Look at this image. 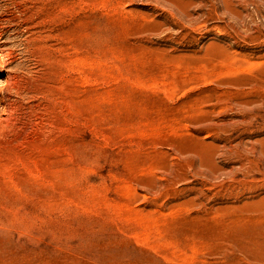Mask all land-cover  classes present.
I'll return each mask as SVG.
<instances>
[{
  "label": "rangeland",
  "instance_id": "1",
  "mask_svg": "<svg viewBox=\"0 0 264 264\" xmlns=\"http://www.w3.org/2000/svg\"><path fill=\"white\" fill-rule=\"evenodd\" d=\"M0 24V264H264V0H0Z\"/></svg>",
  "mask_w": 264,
  "mask_h": 264
},
{
  "label": "bare ground",
  "instance_id": "2",
  "mask_svg": "<svg viewBox=\"0 0 264 264\" xmlns=\"http://www.w3.org/2000/svg\"><path fill=\"white\" fill-rule=\"evenodd\" d=\"M7 32L6 27H2L0 24V41L4 42V44L0 45V61L4 64L0 65V72H6V78L0 81V102L4 105L9 106V103L6 101V93H9L11 90H15L18 96L22 95L23 88L17 87V84L20 82V77L16 72L14 67L9 66V64H5L8 60L12 61L13 50L4 40Z\"/></svg>",
  "mask_w": 264,
  "mask_h": 264
}]
</instances>
